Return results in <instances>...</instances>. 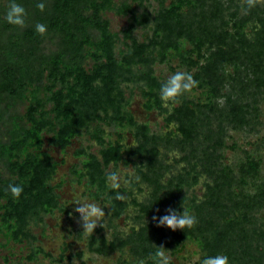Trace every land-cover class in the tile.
<instances>
[{"label":"trees","instance_id":"trees-1","mask_svg":"<svg viewBox=\"0 0 264 264\" xmlns=\"http://www.w3.org/2000/svg\"><path fill=\"white\" fill-rule=\"evenodd\" d=\"M156 1L159 9L155 13L144 8L139 14L132 3L123 2L117 7L116 0H46L44 12L35 7L37 0H17L29 13L28 27L20 29L4 20L8 0H0V136L5 129L0 137V233L6 232L17 241L30 239L31 221L58 209L60 199L52 185L57 165L44 150L45 144L65 150L84 133L91 135L101 149L98 155L84 148L77 152L78 158L83 159L75 170L77 179L85 181L89 191L96 194L110 191L107 170L124 159L125 148L119 140L106 141L104 127L136 125L132 117L123 114L127 103L123 87L126 83L143 85L146 107L166 113L167 123L177 124L181 136L170 144L193 158L198 155L193 142L203 135V128L212 120L241 126L252 118L251 114L258 112V102L264 93L262 11L253 8L239 19L232 10L233 0H229V6L221 0ZM133 3L143 6L144 0ZM115 9L129 15L132 21L120 34L111 31L105 16ZM229 14L235 18L234 32L229 30ZM254 15L261 22V29L247 38L240 28L256 19ZM38 22L47 25V35L36 33ZM150 24L152 34L141 42L134 31ZM118 43L125 46L120 52ZM49 46L55 50L48 51ZM177 60L197 68L192 75L198 81L197 88L204 90L208 99L224 96L227 105L220 110L215 102L186 104L169 114L160 99L163 82L155 75L153 66ZM229 66H234L235 73L228 83ZM227 84L230 90L223 94ZM16 105L26 107L24 115L15 116L12 109ZM137 129L141 143L136 153L147 157L143 176L153 186L150 204L141 206L143 215L163 216L160 208L165 199L160 179L163 166L156 158L160 154L158 139L147 124ZM203 156L214 163L209 153L203 152ZM215 173L216 184L208 189L211 195L208 202L194 206L198 224L192 229L173 231L166 226L164 229L173 233L175 243H197L205 257L233 253V250L237 253V248L245 244L248 248L241 249L240 256L255 258L250 250L253 238L244 243L245 234L251 233L248 228L251 212L264 207V187L256 195L234 200L229 174L218 170ZM194 181L198 183L197 178ZM12 183L24 188L18 200L7 191ZM185 183L179 184V190H183ZM222 193L230 195L229 205L223 202ZM208 206L220 211L218 219L215 212L207 217ZM227 206L233 215L222 223L221 214ZM175 210L182 213L183 207L175 206ZM145 226L130 242L117 236L111 244L102 242L98 250L107 253L132 243L136 257L150 259L155 246H163L168 238L164 234L156 235L154 231L162 228L156 226V221L152 227ZM259 235L264 239L263 231ZM37 254L54 260L43 249L35 252L34 260Z\"/></svg>","mask_w":264,"mask_h":264},{"label":"rangeland","instance_id":"rangeland-1","mask_svg":"<svg viewBox=\"0 0 264 264\" xmlns=\"http://www.w3.org/2000/svg\"><path fill=\"white\" fill-rule=\"evenodd\" d=\"M221 1L229 6V0ZM123 2L132 3L139 14L144 11V8L152 14L159 9L156 0H144L143 6L133 3V0H116L117 7H121ZM233 2L235 5L232 10L237 12L239 19L249 14V12L241 10L240 0H233ZM256 8L255 11H262L264 16V0H261L254 9ZM105 16L110 21V28L114 33L120 34L132 23L129 15L120 14L116 9L108 11ZM255 17L256 19L253 18L245 26L241 23L243 27L240 30L247 34V38H252L255 32L261 29V22L257 19V16ZM227 21L229 22V30L234 32L232 26L235 18L229 14ZM152 27L151 24L146 27H138L134 31V35L141 42L145 41L152 34ZM124 48L123 44H117L118 52ZM52 49L55 50L54 47L49 46L48 51ZM153 69L155 75L162 82H165L170 75L177 71H186L192 74L197 70L195 67L184 64L181 60L166 64L156 63ZM226 72L228 73L226 78L229 83L232 79L231 75L235 73L234 66H229ZM142 86L141 83H126L123 85L127 94V103L123 109V114L126 117H132L136 125L104 127L106 141L119 140L125 148L124 159L117 165H112L107 173L118 171L121 173L122 181L127 180L130 182L126 187L120 189V193L126 196L127 199L124 201L115 199L116 192L114 190L96 194V191H89L85 181L80 182L77 179L75 170L80 168L83 160L78 158L77 152L84 148L90 153L98 155L101 149V146L92 139L91 135L84 133L65 150L45 144L44 150L51 155L52 160L57 165L52 176V185L56 187L60 205L54 213L43 215L40 220L31 221L29 228L32 237L30 239L17 241L7 236L6 232L0 233V264H73L76 260H79V264H84L81 259L84 250L91 257L88 264H137L142 256L136 257L132 243L124 248L123 246L116 247L107 253H101L98 248L104 241L108 244L113 243L117 236L124 240L129 239L130 242L131 237H134L142 227L145 225L152 227L154 221V214L143 215L144 212L141 207L150 204L153 198V186L146 182L143 176L148 164L147 157L136 153V149L141 143V137L137 134L138 126L147 124L152 135L158 139L157 144L160 154L156 158L163 166V171L160 174L163 186L161 192L165 198L163 205L160 207L163 215L167 214L169 208L175 210V206L184 205L197 217L198 212L195 211L194 206L208 202L211 197L208 189L216 184L215 172L217 170L229 174L227 177L231 180L230 191L234 200H238L243 196L256 195L261 191L264 187V93L258 102V112L253 114L254 116L251 114L252 118H248V121L243 125L235 126V123L224 122L223 120H221L223 122L218 123L217 120H212L209 123L210 125L204 127L202 130L203 135L193 142V148L198 153L196 158H193L188 152L181 151L178 147L170 144V141H178L179 136H181L177 132V124H168L166 113H162L157 109L150 110L146 107ZM229 90L228 86L227 89H224L223 94H226ZM203 91L195 87L191 93L181 97L180 103L169 102L167 105L163 104V106L171 114L174 109L186 104L195 105L215 102L220 110L227 105L224 96L208 99ZM25 109L24 105H16L12 112L15 113L16 117H20L24 115ZM4 130L2 129L1 136H4ZM203 152L209 153L214 163H209L206 156L202 157ZM254 168H256V171H253ZM189 174L191 175L189 176ZM191 176L194 177L191 179ZM196 178L198 183L194 184ZM184 182L186 183L183 190H179V184L182 185ZM190 184L191 186H189ZM76 195L97 202L101 206L107 205L104 209L106 216L102 220L103 227L98 226L91 237H85L82 234L83 228L79 214L74 211L76 205H72ZM108 197H111V199ZM221 197L225 204H230L228 199L230 195L227 197L222 193ZM213 212H215L218 219L220 211L217 212L215 208L208 206L207 217L214 216ZM221 215L222 223L226 222V219L233 215V210L227 206ZM249 218L251 220L248 223V228L251 233L246 232L244 243L253 238L251 240L253 245L250 250L252 251L251 255L255 258H251L249 255L240 256L242 254L240 250L248 248V245L244 244L237 248V253L235 250H233V253H222L228 256L229 264H259V256H261L260 264H264V239L259 235L261 231L264 232V207L255 209L251 212ZM154 232L158 237L164 234L168 238L163 247L169 251L171 264H200V260L205 257L200 247L193 241L175 243L173 233L168 228L164 229L162 227ZM168 242L170 244H167ZM138 248L136 246L135 251ZM38 249H43L49 253L54 260L46 259L40 254H37V258L34 260V254ZM197 257L200 260H197ZM144 260L146 264L152 262L151 259Z\"/></svg>","mask_w":264,"mask_h":264},{"label":"clouds","instance_id":"clouds-1","mask_svg":"<svg viewBox=\"0 0 264 264\" xmlns=\"http://www.w3.org/2000/svg\"><path fill=\"white\" fill-rule=\"evenodd\" d=\"M241 10L244 12H250L253 8L257 6L261 0H240ZM40 12L46 11L47 2L46 0H37L35 5ZM4 20L14 27L24 29L28 27L29 23V13L27 9L17 0H8L7 11L4 15ZM35 31L41 36L47 35V25L43 23L35 24ZM186 45V42H184ZM198 86V81L194 79V76L186 71H177L170 75L165 82L161 84L160 87V99L167 105L169 102L178 104L187 93H191L192 90ZM139 179L138 177L136 178ZM107 187L110 190L116 192L115 199L124 201L127 199L126 196L120 193L122 187H126L130 182L127 180L122 181L121 173L118 171H111L106 174ZM7 191L17 200L20 198L21 194L24 191V188L21 184L12 183L7 187ZM111 199V197H108ZM76 205L74 208L75 213L79 214L80 223L83 228L82 234L85 237H91L95 229L102 225V220L106 216L105 206H101L99 203L90 201L86 198H83L79 195L74 197V203ZM183 212L180 213L174 209L169 208L167 214L163 216H154L153 220L156 221L157 227H168L173 231L177 229H192L198 224V218L193 215L190 210L182 205ZM155 246V245H154ZM156 251L151 254L150 259L153 264H171L169 251H167L163 246H155ZM81 259L84 261V264H88V261L91 259L90 254L84 250L83 256ZM197 260H200L197 257ZM73 264H79V260L73 262ZM137 264H146L144 259L137 261ZM200 264H229V258L227 255L217 254L215 256H206L200 260Z\"/></svg>","mask_w":264,"mask_h":264}]
</instances>
